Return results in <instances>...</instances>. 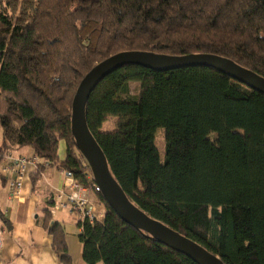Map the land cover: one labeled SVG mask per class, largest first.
<instances>
[{"label": "trees", "instance_id": "trees-1", "mask_svg": "<svg viewBox=\"0 0 264 264\" xmlns=\"http://www.w3.org/2000/svg\"><path fill=\"white\" fill-rule=\"evenodd\" d=\"M125 52L208 53L264 78V0H0L1 158L29 148L89 184L72 103L94 67ZM86 116L136 207L224 264H264L263 94L212 68L127 65L92 92ZM110 118L118 128L104 133ZM163 130L165 163L156 146ZM101 200L104 222L85 221L79 236L86 264H195ZM48 233L69 264L63 228Z\"/></svg>", "mask_w": 264, "mask_h": 264}, {"label": "water", "instance_id": "water-1", "mask_svg": "<svg viewBox=\"0 0 264 264\" xmlns=\"http://www.w3.org/2000/svg\"><path fill=\"white\" fill-rule=\"evenodd\" d=\"M127 65L139 66L158 73L173 72V70L184 68H212L263 95L264 78L244 67L242 68L232 60L208 53L180 57L150 52H125L113 55V57L94 67L82 80L72 103L71 129L77 149L90 164L94 181L101 188V198L114 210L118 217L127 225L146 232L163 246L171 248L178 254H183L195 264H224L219 256L213 255L159 220L152 219L136 207L110 174L104 152L88 128L86 108L92 92L104 79Z\"/></svg>", "mask_w": 264, "mask_h": 264}, {"label": "crops", "instance_id": "crops-1", "mask_svg": "<svg viewBox=\"0 0 264 264\" xmlns=\"http://www.w3.org/2000/svg\"><path fill=\"white\" fill-rule=\"evenodd\" d=\"M62 145L64 150L59 153L64 159L65 145ZM11 154L20 157L34 155L29 148L16 149ZM64 181L61 167L53 165L42 175L25 182L20 200L12 199L4 177V160L0 158V224L4 232L0 264H64L53 246L54 237L48 233V227L53 223H58L65 232L69 264H86L75 216L66 210L54 215L50 212L52 196Z\"/></svg>", "mask_w": 264, "mask_h": 264}, {"label": "built area", "instance_id": "built-area-1", "mask_svg": "<svg viewBox=\"0 0 264 264\" xmlns=\"http://www.w3.org/2000/svg\"><path fill=\"white\" fill-rule=\"evenodd\" d=\"M1 157V156H0ZM4 177L7 180L10 198L20 200L24 191L25 182L32 178L44 166L45 170L53 165L50 162L42 161L39 156L18 157L14 154L5 156ZM79 164L86 169L89 184H81L71 172L63 171L65 181L60 190H57L53 196V204L50 208L51 214L58 211H69L75 216L79 229L84 231L85 221L91 223L104 222L107 215L105 205L99 196L101 188L97 186L92 175V169L85 157L82 155ZM3 225L0 224V249L4 245Z\"/></svg>", "mask_w": 264, "mask_h": 264}, {"label": "rangeland", "instance_id": "rangeland-1", "mask_svg": "<svg viewBox=\"0 0 264 264\" xmlns=\"http://www.w3.org/2000/svg\"><path fill=\"white\" fill-rule=\"evenodd\" d=\"M137 88H138L137 85H132L133 93L137 92L136 91ZM118 121H119L118 118L108 119V121L106 123H104L102 131L104 133L105 132H115L116 129L118 128ZM156 137H157L156 138V146H157V149H159L160 159L162 160V163H165V152H166L165 145H166V142H165V137H164V130L159 131V133L157 134ZM63 150H64V146L61 145L60 152H63ZM1 159H3V158H1ZM27 180H29V179H27Z\"/></svg>", "mask_w": 264, "mask_h": 264}]
</instances>
